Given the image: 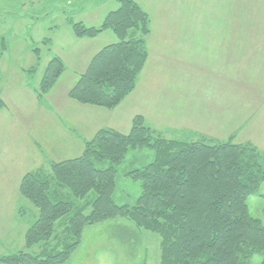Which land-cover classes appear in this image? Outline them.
I'll return each instance as SVG.
<instances>
[{"label":"rangeland","instance_id":"rangeland-1","mask_svg":"<svg viewBox=\"0 0 264 264\" xmlns=\"http://www.w3.org/2000/svg\"><path fill=\"white\" fill-rule=\"evenodd\" d=\"M134 2L149 17L144 67L136 78L134 90L115 109L76 114L78 137L85 135L91 139L97 128L127 134L131 125L129 117L140 116L154 135L167 140L172 136L176 139L173 141L185 143L251 145L260 154V163L264 168V0ZM117 7L115 0H0V73L7 74L5 80L10 82L5 91L21 90L22 79L35 88L40 73L51 60L57 59L62 64V73L51 93L58 100H64L66 91L85 73L91 58L117 41L110 31L101 32L93 39L76 38L73 25L99 28L105 15ZM219 37L235 45V52L232 51L229 60L173 59L177 58L180 47H190L191 42L207 45ZM167 46L172 49H167ZM187 54L188 51H184V56ZM180 65V69H193L200 75L191 77L187 74L183 79L178 78L181 80L180 87L169 86L182 97L184 104L183 109L166 118L167 71L179 69ZM217 74H226L232 82L235 80L231 88V94L234 92L235 96V115L234 111L230 112V126L226 127V124L218 130L214 128L216 125L213 126V107L216 93L223 95L218 85H225L216 81ZM234 86L235 91H232ZM27 95L29 102L34 103L29 93ZM181 100H178L180 105ZM197 104L202 105L197 108ZM29 106L32 104L29 103ZM61 115L68 116L64 111ZM65 122L68 124L67 119ZM228 135L230 138H226ZM83 142L84 139H78L75 153L65 158L80 157L84 150ZM61 158L63 161L64 157ZM153 159L154 152L148 148L128 151L117 168L113 196L117 205H134L140 195V187L128 174ZM246 204L250 216L264 224V185L257 194L246 199ZM16 207L15 214L12 204L0 203V258L18 251L31 253L36 250L25 248L24 234L35 221L37 210L22 197ZM159 262V236L137 229L126 219H116L84 227L79 246L62 264ZM250 262L260 264V258L253 256Z\"/></svg>","mask_w":264,"mask_h":264},{"label":"trees","instance_id":"trees-1","mask_svg":"<svg viewBox=\"0 0 264 264\" xmlns=\"http://www.w3.org/2000/svg\"><path fill=\"white\" fill-rule=\"evenodd\" d=\"M115 2L117 9L99 28L72 27L76 38L110 31L117 39L92 58L68 93L78 104L108 111L134 90L149 33V17L133 0ZM61 73L62 64L51 60L35 91L38 98ZM250 146L167 140L140 116L132 118L127 134L102 128L84 142L80 157L22 177L19 193L37 210L24 244L36 250L1 257L0 264H62L79 246L84 227L116 219L159 236V264H251L253 256L264 264V224L246 204L264 185V168ZM136 148L152 150L154 159L128 174L140 187L134 205H117V168Z\"/></svg>","mask_w":264,"mask_h":264},{"label":"crops","instance_id":"crops-1","mask_svg":"<svg viewBox=\"0 0 264 264\" xmlns=\"http://www.w3.org/2000/svg\"><path fill=\"white\" fill-rule=\"evenodd\" d=\"M229 41L230 40H223L219 37L207 43V45L204 42H191L190 47H180L177 49V58L173 59L198 61L205 59L229 60V57L231 58L232 56V51L235 49V45H231V41ZM167 49H172V47L167 46ZM184 51H188L187 56H184ZM181 66L182 65L178 66L179 69L176 68V70L172 72L167 71L166 84H169L168 86L166 85L167 91L165 92L166 107L164 113L166 118L173 112L176 113V111H179L184 104L181 100L182 97L177 92L174 93V89L172 90L173 86L180 87L181 80L178 78L181 77L183 79V76L187 74L192 75L191 77H199L200 75V72H198V74L194 73L193 69H180ZM43 73L44 71L40 73L35 88H32L30 84H28V81L22 79L20 84V89L22 91L18 90L16 92L5 91V88L10 85V82L8 79L7 81L5 80L7 74L0 73V87H2L0 89V203L8 202L10 205L12 204L15 214L17 213L16 204L21 197L19 185L22 177L27 173L35 171L47 173L50 164L62 162V160H60L62 159L61 157H64L63 161L67 160L65 157L71 155L73 152L75 153L78 139L79 141L84 139V142L90 140L87 139L85 135V138L83 136L78 137L79 133L76 130V114L79 113L78 115H80L92 110L98 112L104 110L98 107L81 105L71 100L68 97L70 89L66 91V98H64V100H58V98L51 93L53 92L51 91L52 89L43 97L38 98L35 91H37L39 87ZM168 76H170V78ZM201 77V79L204 78L203 75ZM186 81L187 79L185 82ZM216 81H220L225 85H218V90L222 91L223 95L221 96L216 93L213 107L212 120L214 118L213 122L216 123H213V126L216 125L214 128L218 130V128L226 124H228L226 127L230 126V112L234 111L235 115L234 92L231 94V88L235 80L232 82L228 75L217 74ZM5 82L6 85H4ZM194 84L195 83H191V85ZM169 86H172V88ZM232 91H235V86ZM27 93H29L30 99L34 100V103L29 102ZM178 100L182 101L181 105ZM29 103L32 104L31 107ZM195 104L196 103H193V105ZM193 105H191V107H194ZM201 105L197 104V108L201 107ZM63 111L64 113L67 112V118L61 115ZM65 119H67L68 124H66ZM131 120L132 116L129 117V121ZM98 130H100V128H97L96 132ZM96 132H94V134ZM228 137L229 135L226 138ZM172 138L171 136L168 139L176 140ZM31 164H33V166L30 169Z\"/></svg>","mask_w":264,"mask_h":264}]
</instances>
